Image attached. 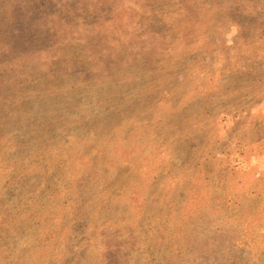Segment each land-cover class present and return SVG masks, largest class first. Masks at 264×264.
I'll list each match as a JSON object with an SVG mask.
<instances>
[{
    "label": "rangeland",
    "instance_id": "obj_1",
    "mask_svg": "<svg viewBox=\"0 0 264 264\" xmlns=\"http://www.w3.org/2000/svg\"><path fill=\"white\" fill-rule=\"evenodd\" d=\"M0 264H264V0H0Z\"/></svg>",
    "mask_w": 264,
    "mask_h": 264
}]
</instances>
